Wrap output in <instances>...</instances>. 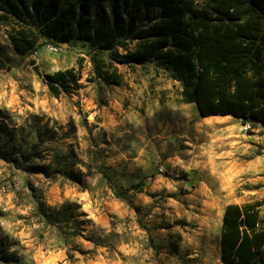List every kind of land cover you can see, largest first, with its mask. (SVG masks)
Returning <instances> with one entry per match:
<instances>
[{
  "label": "rangeland",
  "instance_id": "obj_1",
  "mask_svg": "<svg viewBox=\"0 0 264 264\" xmlns=\"http://www.w3.org/2000/svg\"><path fill=\"white\" fill-rule=\"evenodd\" d=\"M109 56L79 41L20 56L0 27V264H221L227 205L262 201L264 223V128L202 117L155 61L106 85L93 60ZM32 60L83 87L56 98Z\"/></svg>",
  "mask_w": 264,
  "mask_h": 264
},
{
  "label": "trees",
  "instance_id": "obj_2",
  "mask_svg": "<svg viewBox=\"0 0 264 264\" xmlns=\"http://www.w3.org/2000/svg\"><path fill=\"white\" fill-rule=\"evenodd\" d=\"M0 27L20 56L73 41L109 52L108 63L93 60L106 85H121L117 65L155 61L172 70L183 101L202 117L264 128V0H0ZM30 65L56 98L83 87L75 69L44 74ZM262 205L225 207L221 264H264Z\"/></svg>",
  "mask_w": 264,
  "mask_h": 264
},
{
  "label": "bare ground",
  "instance_id": "obj_3",
  "mask_svg": "<svg viewBox=\"0 0 264 264\" xmlns=\"http://www.w3.org/2000/svg\"><path fill=\"white\" fill-rule=\"evenodd\" d=\"M219 116H212V117H208L206 119H209V118H218Z\"/></svg>",
  "mask_w": 264,
  "mask_h": 264
}]
</instances>
